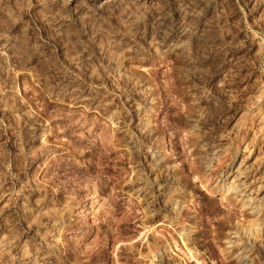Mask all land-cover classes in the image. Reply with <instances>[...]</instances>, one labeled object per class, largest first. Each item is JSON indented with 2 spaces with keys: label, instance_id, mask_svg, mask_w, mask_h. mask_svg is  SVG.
Masks as SVG:
<instances>
[{
  "label": "rangeland",
  "instance_id": "1",
  "mask_svg": "<svg viewBox=\"0 0 264 264\" xmlns=\"http://www.w3.org/2000/svg\"><path fill=\"white\" fill-rule=\"evenodd\" d=\"M0 264H264V0H0Z\"/></svg>",
  "mask_w": 264,
  "mask_h": 264
}]
</instances>
